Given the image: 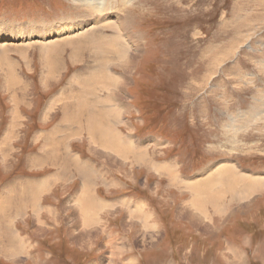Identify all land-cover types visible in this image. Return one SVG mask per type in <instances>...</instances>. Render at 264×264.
Here are the masks:
<instances>
[{
	"label": "rangeland",
	"instance_id": "1",
	"mask_svg": "<svg viewBox=\"0 0 264 264\" xmlns=\"http://www.w3.org/2000/svg\"><path fill=\"white\" fill-rule=\"evenodd\" d=\"M107 1L99 55L80 0H0V264H264V0ZM120 6L141 50L108 115Z\"/></svg>",
	"mask_w": 264,
	"mask_h": 264
},
{
	"label": "bare ground",
	"instance_id": "2",
	"mask_svg": "<svg viewBox=\"0 0 264 264\" xmlns=\"http://www.w3.org/2000/svg\"><path fill=\"white\" fill-rule=\"evenodd\" d=\"M106 1V2H105ZM80 4H81V6L80 7H82L81 9H80V11H82L83 13H82V15H80V16H78V14H77V16H75L76 17V19H74L72 22H74L73 24H75L77 27H82V29H78V30H76V31H78L79 33H80V30H82V32L83 31H87L88 29H93L92 30V33H91V35L90 36H88V37H90L91 39H92V41L90 42V44H92V45H97L98 47H97V49L99 48V55H101V54H103V55H105V53L103 52H101L102 50L104 51V50H106L107 51V49H108V52L110 53L111 51L109 50L112 46H113V44H111V43H108V41H106V39L107 38H103V39H101V41H98V39H94L95 37H96V35H97V32H96V27H95V25L96 26H102V25H104L103 24V22H104V20H107L108 18H106V19H103V20H101V21H96V20H98V19H101V18H104L105 16H107V15H103L102 14V12L101 11H103V10H105L106 9V6L107 5H110V3L107 1V0H80ZM122 5H124V4H122ZM113 6V5H112ZM111 6V7H112ZM130 11H133V10H128V9H126V8H123V6H120V8L117 10V15L118 16H114L113 17V19H110L111 20V22H110V26H109V29H111V30H113V31H111V32H113V37L112 38H114L116 41H118L119 42V45L121 46V49H120V54H118V56H119V59H118V62H117V64H115V65H118V66H120L119 68H120V71L119 72H115L114 73V69H115V67L113 66H111V65H113L116 61H114V63H112L111 62V60H109L110 61V63H108V67L109 68H112L113 69V71L111 72V74H110V78L109 79H111L112 80V82L110 83L111 85H114V88L112 89V91L111 92H109V95L110 96H115V98L114 97H112V99H111V101H110V98L109 97H107V99H105L104 101H103V103L105 102V101H107L109 104H110V106H112V103H113V106L110 108V107H105L106 109H105V111H103V113L104 114H108V115H111V111H113V114H115V113H117L118 115H119V111H118V107H117V104L115 103V101L114 100H117V98L119 97V95L121 94V89H122V87L124 86L125 87V80L127 79V77H129V73L131 72V70H132V67L134 66H136V63L138 62V60L137 59H135V56H137L138 55V53L140 52V50H141V39H140V35L138 34V33H136L135 31H134V24H132L133 23V21L129 18V13H132V12H130ZM92 16L94 17V22H92ZM72 18V17H71ZM115 19V20H114ZM71 21V20H70ZM61 23V22H60ZM58 25V24H57ZM4 25H1V28H0V34H3V33H6L5 32V28L3 27ZM55 26V25H54ZM87 26H90V27H88V28H86ZM3 27V28H2ZM16 27V26H15ZM51 27H53V26H51ZM51 27H48V29H50ZM65 27V24H62V26H61V28H64ZM10 28V27H9ZM14 28V27H13ZM86 28V29H85ZM27 30H29L30 31V37L31 36H34L35 34L37 35V34H39V29L37 28L36 30H34L33 28H31V27H29V28H26ZM26 29L25 28H23V29H21L20 31H22V30H24V31H26ZM101 29V28H100ZM95 30V31H94ZM76 31H74V32H72L73 34H75V33H78V32H76ZM11 32L12 33H15L16 31L14 30V29H12L11 30ZM8 33V32H7ZM101 33L102 32H100V33H98V36L99 35H101ZM23 34V33H22ZM70 34V33H69ZM14 35V34H13ZM18 35V34H17ZM62 35V34H61ZM67 36V35H66ZM18 38H20V35H19V37ZM32 39V38H31ZM86 43V42H85ZM92 47V46H91ZM94 49V48H93ZM45 50V49H44ZM95 50V49H94ZM129 50L130 51H133V56L129 59H127V61L125 62V58H126V56H127V54H128V52H129ZM82 49L79 47V46H77V50H76V54H77V56H81V54H82ZM46 53V52H45ZM101 53V54H100ZM51 54V53H50ZM98 56V55H97ZM131 56V55H130ZM129 55H128V57H130ZM53 57H55V56H53ZM53 57H51V58H53ZM48 60V59H47ZM9 61V60H8ZM49 61H51V60H48V62ZM2 62V61H1ZM0 62V63H1ZM19 63V62H18ZM52 63V62H51ZM120 63H122L121 65H120ZM47 64V63H46ZM58 64V63H57ZM1 65V64H0ZM53 66V65H52ZM7 67V66H6ZM48 69V68H47ZM56 69V68H55ZM114 73V74H113ZM16 74V73H15ZM130 74H132V73H130ZM50 77V76H49ZM131 77V76H130ZM122 78H123V81H122ZM44 79V78H43ZM123 83V84H122ZM111 85H109V86H111ZM104 86V85H103ZM105 86H106V84H105ZM108 87V86H107ZM107 87H106V89H107ZM111 89V88H110ZM115 89H117V91H119L118 92V95H114V91H115ZM84 90V89H83ZM81 91V90H80ZM79 91V92H80ZM82 95V94H81ZM84 96V95H83ZM83 96H81V97H83ZM76 97V96H75ZM78 97H80V96H78ZM86 97V96H85ZM89 97V96H88ZM120 99V98H119ZM119 99H118V101H119ZM84 101V100H83ZM123 101H124V98H123ZM87 102V101H86ZM121 102V101H120ZM121 104V103H120ZM86 106V105H85ZM109 106V105H108ZM81 107V106H80ZM83 109V108H82ZM120 109V108H119ZM122 109H124L123 107H122ZM126 109V108H125ZM123 111H125V110H123ZM129 111V110H128ZM102 113V112H101ZM100 113V114H101ZM88 116H89V114H88ZM101 116H102V114H101ZM104 116V115H103ZM68 119V118H67ZM102 119H103V117H102ZM103 121H108V119L107 120H105V119H103ZM70 124V123H69ZM71 124H73V123H71ZM100 124V123H99ZM97 125V124H96ZM14 128V127H13ZM90 128V127H89ZM95 137V136H94ZM90 138V137H89ZM122 138H124L122 135H120V134H118L117 136H116V139H114V138H112L109 134H108V136H105L104 138H103V140H109V142L107 143V144H110V145H113V143H118V142H123L122 141ZM107 142V141H106ZM102 144H103V142H102ZM106 144V143H105ZM132 146V145H131ZM103 149V148H102ZM141 149V148H140ZM103 150H105V149H103ZM57 152V151H56ZM93 153V152H92ZM94 154V153H93ZM121 155H122V157H124V154H123V152L121 151ZM117 156H119L118 154H117ZM77 160V159H76ZM127 160V159H126ZM77 162H78V160H77ZM115 162V161H114ZM116 163V162H115ZM130 163V162H129ZM117 164V163H116ZM139 164H141V165H143L141 162L139 163ZM112 165V164H111ZM118 165V164H117ZM122 165V164H121ZM80 166V165H79ZM119 166V165H118ZM123 166V165H122ZM120 167V166H119ZM145 167V169H148V167L147 166H144ZM133 168V167H132ZM83 170H85V168L83 169ZM121 171V170H120ZM160 171H161V169H160ZM163 171V170H162ZM175 172V168L174 167H168V173L169 174H174V172ZM230 172H233V167L231 166V168H230V170H229ZM176 173V172H175ZM117 174L118 175H120L118 172H117ZM243 175V174H242ZM234 177V176H233ZM244 177V176H243ZM257 177H260V176H257ZM261 178V177H260ZM130 179V178H129ZM206 180V181H205ZM205 182H203V185H202V189H203V194H205L206 195V197L208 196L207 195V193L209 192V196H211L212 194H210L211 192H210V188L212 187V184H213V182L216 180V177L215 176H209V177H206L205 178ZM240 180V179H239ZM232 181H233V183H235L236 182V180H235V178H232ZM207 182V183H206ZM238 182V181H237ZM255 182V181H254ZM253 181L251 182V187H254L255 188V183H254ZM206 183V184H205ZM230 183V182H229ZM233 183L231 184V188L233 189ZM226 184V183H225ZM257 184V183H256ZM40 185H44L43 183H40ZM249 186V185H248ZM247 187V186H246ZM254 188H253V192H256V190H254ZM235 190V189H234ZM230 191H232V190H230ZM238 192V191H237ZM238 195V194H237ZM243 195V194H242ZM245 197H244V200H247V199H249L250 197H249V195L247 196V194L246 195H244ZM233 197V196H232ZM91 201H93L92 203V205H94V207H99V202H98V199L95 197V199L93 200H91ZM88 207H89V203H88ZM102 209H104V208H101V210ZM222 209H223V207H222ZM49 211H51V209H49L48 210V212ZM129 211V210H128ZM180 211H182V210H180ZM55 212H56V210H55ZM58 213V212H57ZM223 213V212H222ZM55 214V213H54ZM37 215H39V213H37ZM56 215V214H55ZM54 215V216H55ZM104 215V214H103ZM186 216L188 215L189 216V214H185ZM35 216V215H34ZM130 217L132 218V214L130 213ZM53 218V217H52ZM73 218V217H72ZM130 219V218H129ZM126 222V223H125ZM124 225H123V228L125 229V227L124 226H126V228L128 229V230H131V226H129V225H127V220H125V219H123V222H122ZM96 224H98V222L96 223ZM200 224V223H199ZM204 224V223H203ZM94 227H97L96 225L94 226ZM201 227V226H200ZM77 229V228H76ZM200 229V228H199ZM74 230V229H73ZM73 230H71L72 232H74ZM102 230V229H101ZM158 230H159V227H158ZM157 231V230H156ZM203 231V230H202ZM76 232V231H75ZM209 232H211V231H209ZM104 233V232H103ZM77 235V234H76ZM159 237V236H158ZM144 241V240H143ZM154 241V238H152L151 237V240H150V242H153ZM155 241H156V239H155ZM118 247V246H117ZM118 249V248H117ZM125 249V248H124ZM126 250V249H125ZM123 259V258H122Z\"/></svg>",
	"mask_w": 264,
	"mask_h": 264
},
{
	"label": "crops",
	"instance_id": "3",
	"mask_svg": "<svg viewBox=\"0 0 264 264\" xmlns=\"http://www.w3.org/2000/svg\"><path fill=\"white\" fill-rule=\"evenodd\" d=\"M84 134H86V132L84 133ZM81 137V136H80ZM82 138V137H81ZM64 139V138H63ZM95 139V138H94ZM95 141V140H94ZM66 152H69V151H66ZM78 158H80L79 156H78ZM65 161V160H64ZM65 162H67V161H65ZM75 162V163H74ZM79 165H80V163L79 162H77V160H76V158L72 155V156H70V170H72V167L73 166H77V167H79ZM170 165H172V164H170ZM173 166V165H172ZM97 171H93L94 172V175H91V176H94V178L96 179V180H109V177H107V176H109V175H112V173H111V171L113 172V170L111 169V171H109L108 169H106L105 171H103V169H102V167H100L99 166V164H97ZM104 173H105V175H104ZM114 173V172H113ZM114 174H116V173H114ZM86 178V180L85 181H82V188H83V191L85 190V187H86V182L89 180V177L87 178V177H85ZM84 178V179H85ZM93 178V179H94ZM48 178H43L42 180V182H39L37 185L38 186H42V185H40V183H43V184H45V182H47L48 180H47ZM112 179V178H111ZM124 181V180H123ZM95 195V197L98 199V200H101V201H103V203L106 201V200H103V199H105V198H103V197H101L100 195H98V193H97V191H96V189L93 191V196ZM86 196V192H81L78 196H77V198L75 199V201H76V203H78V204H80V205H82V206H85V204H86V206L88 207V204H87V201L88 200H84L83 198ZM85 202V203H83V202ZM93 202V201H92ZM89 203V206L90 207H94V205H92L93 203ZM111 203H113V204H115L113 207H115L117 204H119L120 202L119 201H117V202H111ZM77 204V205H78ZM109 205H110V203H107L106 204V206L105 207H107V209H109L110 211H115V210H119V208H110L109 207ZM85 206V207H86ZM101 209V208H100ZM121 209V208H120ZM140 209V208H139ZM121 210H123V209H121ZM125 211V210H124ZM123 211V212H124ZM39 212V211H38ZM37 212V213H38ZM104 213H107V212H104ZM139 213V212H138ZM141 213H143V214H141V220H144V226H147L146 228H148V224L149 223H146V220H148L149 219V216H150V214L151 215H154L150 210L148 211V210H145V211H142ZM108 214V213H107ZM117 216V215H116ZM38 217H39V215H38ZM155 217V216H154ZM157 218V217H156ZM118 223H119V221H118ZM93 227V225H91V228ZM109 243V242H108ZM123 243H126V241L125 242H123ZM131 258V257H130Z\"/></svg>",
	"mask_w": 264,
	"mask_h": 264
}]
</instances>
